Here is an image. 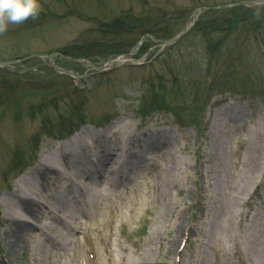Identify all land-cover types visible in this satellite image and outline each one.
Masks as SVG:
<instances>
[{
    "label": "rangeland",
    "instance_id": "1",
    "mask_svg": "<svg viewBox=\"0 0 264 264\" xmlns=\"http://www.w3.org/2000/svg\"><path fill=\"white\" fill-rule=\"evenodd\" d=\"M240 1L247 0H40L37 17L9 23L0 32V63H11L0 65L1 216L5 199L14 202L16 183L25 173L42 181L36 168L70 130L89 126V132L110 136L120 130L116 122L121 120L141 139L150 126L174 129L170 138L182 136L179 150L188 165L179 183L184 193L172 190V196L184 212V227L195 232L193 240L171 246L176 237L171 219L158 229L160 239H152L162 202L158 175L168 168L164 149L154 150L141 154L146 162L131 180L95 198V212L46 264H138L149 248L154 256L146 264H179L174 259L179 249L180 264L264 260V165L248 189L241 224L227 239L209 241L202 235L212 191L225 195L207 168L210 163L202 162L212 152L204 143L210 142L216 111L231 106L241 117L219 127L221 174L236 172L240 146L250 147L256 131L264 156V3L214 14L200 10ZM197 9L195 26L172 42L193 24ZM36 54L51 55L56 67L46 56L23 60ZM49 184L47 192L38 190L45 203H52L49 195L63 183ZM223 218L220 212L217 223ZM6 228L0 218V264H38L27 251L36 249L35 242L12 252ZM116 243L126 249L120 262L111 255L119 250Z\"/></svg>",
    "mask_w": 264,
    "mask_h": 264
},
{
    "label": "bare ground",
    "instance_id": "2",
    "mask_svg": "<svg viewBox=\"0 0 264 264\" xmlns=\"http://www.w3.org/2000/svg\"><path fill=\"white\" fill-rule=\"evenodd\" d=\"M240 118L239 109L231 106L218 109L209 131L210 142L204 143V146L212 147V152L209 156H205L204 160L202 158V162L210 163L207 168L214 171L212 173L215 175L216 184H219L220 189H225L224 197L221 193H214L213 190V195L208 205L206 204L208 214L205 213L207 218L204 221L208 222H205L206 230L202 232V235L209 241L218 237L227 239L234 227L241 224L243 217L241 207L246 203L248 189L264 165L262 143L258 136L259 131H256V139L250 147L245 142L240 146L242 152L241 158L235 162L236 172L225 171L223 175L221 174L220 168H223V163L220 148L223 141L219 127L224 121L240 120ZM116 124L121 125L120 130L112 131L110 136L102 132H89V126L83 127L73 137L72 141L76 142L74 145H69L71 140L56 143L50 154L41 159L36 168L42 180L40 183L31 179L29 173H25L18 180L15 193H13L14 202L6 198L4 201L5 214L4 216L0 214L4 225L7 226L5 243L12 252L17 246H27L35 242L36 249L27 251L38 264H46L53 252L67 247L72 236L78 232L82 219L95 212V198L101 195L107 196L114 186L119 185L123 180L125 182L131 180L132 174L145 162L141 153L163 149L167 156L168 168L164 176L158 175L160 177L157 180V195L162 202L152 239H160L158 229L170 219L176 234L170 242L171 246H175L177 240L182 245V240L188 242L194 239V230L184 227V212L179 209L178 201L172 196V190H176L180 196L185 189L179 184L180 178L186 174L188 167L179 150V141L182 136L177 135L170 138L174 129L150 126L144 133L145 136L138 139V136L131 130L126 131L123 128V121L117 120ZM175 170L179 173H175ZM194 175L196 181L199 182L200 177L197 178V175ZM232 178L235 180L233 184L229 182ZM53 180L63 184L54 187L53 195H49L52 197V203H45L37 196L38 193L40 194L38 190L43 188L47 192V189L51 188L49 182ZM201 183L199 187L203 191ZM204 192L206 191H203V195ZM188 196L184 195L183 206H187ZM220 212L224 214V218L217 223ZM7 234L11 235L9 240ZM116 245L119 250L112 249L111 255L120 262L124 260L122 254L126 253V249L120 248L117 243ZM182 255V249L178 250L177 257L175 254L174 259H178L179 264ZM153 256L154 250L149 248L146 256L138 260V264L148 263ZM167 263L162 262L161 264ZM198 264H207V261L203 259ZM250 264H264V260L257 258L255 261L250 260Z\"/></svg>",
    "mask_w": 264,
    "mask_h": 264
},
{
    "label": "clouds",
    "instance_id": "3",
    "mask_svg": "<svg viewBox=\"0 0 264 264\" xmlns=\"http://www.w3.org/2000/svg\"><path fill=\"white\" fill-rule=\"evenodd\" d=\"M40 11V0H0V32L6 31L9 23L19 24L37 17Z\"/></svg>",
    "mask_w": 264,
    "mask_h": 264
},
{
    "label": "water",
    "instance_id": "4",
    "mask_svg": "<svg viewBox=\"0 0 264 264\" xmlns=\"http://www.w3.org/2000/svg\"><path fill=\"white\" fill-rule=\"evenodd\" d=\"M261 2H264V0H250V1L238 2V3H235V4H231V5H223V6H219V7H211L209 9H211V10L224 9V8H228V7H232V6H236V5H242V6H244V5H252V4H256V3H261ZM196 13H197V10L195 11V14H194V22L196 20ZM192 27H193V25L190 26L189 28H187L178 37H176L174 40H171V41L172 42H175L177 40H180L183 36H185L191 30ZM48 57L53 60V58H52L51 55H48ZM6 64H8V63H0V65H6Z\"/></svg>",
    "mask_w": 264,
    "mask_h": 264
},
{
    "label": "trees",
    "instance_id": "5",
    "mask_svg": "<svg viewBox=\"0 0 264 264\" xmlns=\"http://www.w3.org/2000/svg\"><path fill=\"white\" fill-rule=\"evenodd\" d=\"M239 9H240V7H237V8H234L233 10H232V9H231V10L234 11V10H239ZM231 10H229V11H231ZM224 11H225V10H224ZM205 12H206V13H212V11H205ZM217 12H219V11H215V12H213V14H214V13H217ZM215 26H217V24H216L215 22H213L211 30H213V29L215 28ZM219 29H220V31H222L223 28H217L216 31L219 30ZM213 31H215V30H213ZM214 47H216V46L214 45ZM0 93H1V92H0ZM72 131H73V130H70V131H69V134L72 133Z\"/></svg>",
    "mask_w": 264,
    "mask_h": 264
}]
</instances>
